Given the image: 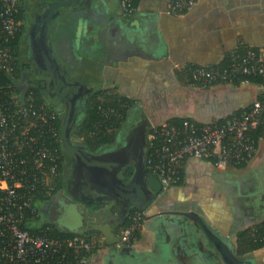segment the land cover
I'll return each mask as SVG.
<instances>
[{
	"label": "crops",
	"instance_id": "obj_1",
	"mask_svg": "<svg viewBox=\"0 0 264 264\" xmlns=\"http://www.w3.org/2000/svg\"><path fill=\"white\" fill-rule=\"evenodd\" d=\"M24 1L19 81L27 88L39 81L71 83L68 94L82 92L77 120L94 91L112 89L134 101L117 141L141 115L151 124L175 118L210 122L259 98L261 83L189 88L182 69L222 65L232 51L263 47L264 0H197L179 17L168 13L169 0H138L131 16L124 15L120 0ZM69 201L80 204L64 190L43 201L41 223L73 233L92 230L91 221H112L119 237L135 209L124 213L113 201L85 205L86 219L75 223L66 216ZM141 212L142 227L124 248L93 230L104 245L88 264H225L217 241L246 264H264V248L237 251L239 235L264 223V137L241 167L217 169L210 160L185 159L180 181Z\"/></svg>",
	"mask_w": 264,
	"mask_h": 264
},
{
	"label": "built area",
	"instance_id": "obj_2",
	"mask_svg": "<svg viewBox=\"0 0 264 264\" xmlns=\"http://www.w3.org/2000/svg\"><path fill=\"white\" fill-rule=\"evenodd\" d=\"M196 3L169 0L167 11L179 17ZM20 4L21 0H0V76L5 73L10 79L1 83L0 77V254L8 264H88L94 252L103 247V236L93 230L62 231L65 235L53 236L42 228L45 223H41L37 195L51 198L61 191L57 183L62 137L57 107L47 99L39 101L31 88L19 90L13 85L17 81L15 69L21 63L12 46L22 25L17 18ZM120 6L126 16L135 11L133 0H120ZM182 72L187 86L199 90L247 83L251 77L264 79V46L232 51L222 65H189ZM260 90L253 103L222 119L151 124L145 167L160 179L163 190L180 181L187 158L210 160L217 169H225L229 164H246L255 156L258 142L252 132L264 129V82ZM97 98L105 122L122 117L121 108L113 103L121 104L119 93L103 88ZM122 105L132 106L128 102ZM129 220L120 228L119 238L125 246L131 245L141 229L142 212L135 208ZM34 226L37 231L30 230ZM251 235L264 242V229H254Z\"/></svg>",
	"mask_w": 264,
	"mask_h": 264
},
{
	"label": "water",
	"instance_id": "obj_3",
	"mask_svg": "<svg viewBox=\"0 0 264 264\" xmlns=\"http://www.w3.org/2000/svg\"><path fill=\"white\" fill-rule=\"evenodd\" d=\"M74 1L76 0L67 2ZM58 95L66 102L61 132L62 145L72 157L74 170L77 169L83 175L78 189L74 190L72 194L68 191L72 199L87 207H92L103 201H113L124 206V213L133 206L142 211L146 203H157L163 192L162 183L157 176L147 175L145 171L150 121L141 115L131 122L127 131L121 135L118 141L116 139L114 146L104 148L97 153H91L83 145L73 142L70 136L73 103L70 98L59 91ZM128 167L133 168V173L127 179L121 175ZM94 213L96 212L94 211ZM96 214L100 215L101 212L97 211ZM88 226L92 230L102 233L107 244L125 247L115 233L112 221H91ZM216 243L225 264H246L225 245L219 241Z\"/></svg>",
	"mask_w": 264,
	"mask_h": 264
},
{
	"label": "trees",
	"instance_id": "obj_4",
	"mask_svg": "<svg viewBox=\"0 0 264 264\" xmlns=\"http://www.w3.org/2000/svg\"><path fill=\"white\" fill-rule=\"evenodd\" d=\"M34 1L38 2V1H45V0H34ZM136 2H138V0H133L134 6H135ZM24 4H26L25 1L21 0V4H20L19 13L17 15V18L22 21V25H21L20 31L17 35V38L12 43V46H13L15 53L18 55H20L19 45H20L22 34L24 31V26H23L24 12H25ZM22 69H23V66L19 63L15 69V76L17 77L16 78L17 81L16 80L13 81L14 88L19 89V90H23V89L27 88V87H24L23 82H20ZM0 77H1V83H7L10 81L8 75L5 73H2ZM250 82L262 83V82H264V79L262 77H251ZM238 83L239 82H236L235 84H238ZM28 87L34 90V92L36 94V98L39 101L45 99V96L43 95V92H42L43 88H42L40 81L34 82V83L30 84V86H28ZM99 92H100V90H98L96 92L94 91V93L89 97V99L87 101V105L85 107L83 117L81 118V120L79 119L77 121L72 122V124H71L72 125L71 135H70L71 138L73 139V141H75V143H77L76 141H78L80 144L84 145L88 150H90L91 152H96V153L99 152L100 150H102L103 148L109 147L115 143V141L117 139L116 135L119 132V130L125 126L127 119H128V116H129L131 109L133 107V103H132L133 101L121 96V98H122L121 104L116 102V101H113V103H115V105L117 107L121 108L122 113H123L122 117L118 118V119H114L113 121H109L107 123L100 116L99 111H98L99 100H98L97 96H98ZM125 102H128L132 106L129 108H126L125 106L122 105ZM59 120H60L59 128H60V131L62 132L63 119H62L60 112H59ZM181 122H182L181 119L175 118V119L169 120L167 123H169V124H180ZM99 125H100V127H99ZM98 127L102 128V129L99 130V129H97ZM106 128H111V130L107 131ZM91 132H95L97 134H95L94 136H90ZM252 135L258 142L261 139V137H264V129H258V130L253 131ZM59 149H60V156H61V158H60L61 177L57 183V187H58V189H62V187L64 186V182H65V170L64 169H65V164L67 161L68 153L64 149L62 143L59 144ZM244 165L245 164H239L238 166L241 167ZM132 173H133V169L128 168L126 171V174H125L126 178L127 179L130 178ZM146 173L149 174V171L147 168H146ZM48 199H50V198H43V197L37 195V201H39L40 204L43 201L48 200ZM129 221L130 220L127 219L125 221V224L129 223ZM36 227L35 226L32 228L30 227V230L37 231ZM42 228L48 229L53 236L65 235V233L60 231L54 224L45 223L42 225ZM254 229H264V223L260 226H257L256 228L254 227V228H250L248 230H245L243 233H241L239 235L238 250H237L239 254H245L247 252H252L254 250L264 248V242H258L252 238L251 232ZM0 264H8L3 259L1 254H0Z\"/></svg>",
	"mask_w": 264,
	"mask_h": 264
},
{
	"label": "flooded vegetation",
	"instance_id": "obj_5",
	"mask_svg": "<svg viewBox=\"0 0 264 264\" xmlns=\"http://www.w3.org/2000/svg\"><path fill=\"white\" fill-rule=\"evenodd\" d=\"M23 44H24V41L21 44L22 49H24ZM42 65H44V64H42ZM70 84L71 83L65 81L64 79L62 80L61 83L60 82H54V81L51 82L49 80L48 81H42V87H43L42 92H43V95L45 96V98L50 100V101H52V103L55 106L58 105V102H62V103H64L66 105V102L63 101L59 97L58 91L61 94H63L64 96H67L68 98L71 99V101L73 103V116L71 118V123H72L74 121H77L78 114L80 113L81 108L83 107V104L81 102L82 101V92L76 91L73 94H68L67 89L70 86ZM116 136H118V133H117ZM89 152H91V151L89 150ZM91 153H96V152H91ZM127 169H125L124 173L121 176L126 174ZM64 170H65V182H64V186L62 187L61 190H64L66 193H68V191H69L72 194V192H74V190L76 191L78 189L80 183L83 180L82 179L83 175H81L77 169L74 170V167H73L72 164H71L70 171L67 170V168H65ZM101 204H102V202H101ZM103 204H104V202H103ZM66 207L68 208V212H67L66 216L72 222H75V221H78V220H81V219L82 220L86 219L85 218L86 216L84 217V215H86L85 213L87 212L88 208L85 207V205H83V204H81V205L80 204H75L74 202L69 201L68 206H66ZM132 208H135V206H133Z\"/></svg>",
	"mask_w": 264,
	"mask_h": 264
},
{
	"label": "rangeland",
	"instance_id": "obj_6",
	"mask_svg": "<svg viewBox=\"0 0 264 264\" xmlns=\"http://www.w3.org/2000/svg\"><path fill=\"white\" fill-rule=\"evenodd\" d=\"M56 106H57V109L59 110V112L61 113L62 119H64L65 112H66V105L64 103H62V102H58V105H56ZM73 142L75 143V141H73ZM76 142L77 143H75V144L82 145L78 141H76ZM71 164L73 165L72 157L68 153L67 161H66V164H65V168H67V170H69V171L71 169Z\"/></svg>",
	"mask_w": 264,
	"mask_h": 264
}]
</instances>
